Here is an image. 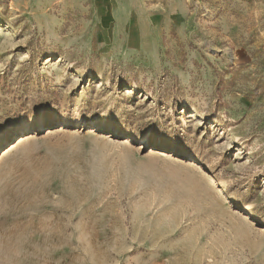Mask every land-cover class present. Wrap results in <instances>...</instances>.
<instances>
[{
    "label": "rangeland",
    "instance_id": "rangeland-1",
    "mask_svg": "<svg viewBox=\"0 0 264 264\" xmlns=\"http://www.w3.org/2000/svg\"><path fill=\"white\" fill-rule=\"evenodd\" d=\"M27 133L0 264H264V0H0V150Z\"/></svg>",
    "mask_w": 264,
    "mask_h": 264
},
{
    "label": "bare ground",
    "instance_id": "bare-ground-1",
    "mask_svg": "<svg viewBox=\"0 0 264 264\" xmlns=\"http://www.w3.org/2000/svg\"><path fill=\"white\" fill-rule=\"evenodd\" d=\"M48 129L46 135L48 134H55L56 132H59L60 130H62V128L59 129H54L51 130ZM32 139H34V135L32 133H27L25 135H21L19 137H17L15 140H13L11 143L7 144L4 148H1L0 150V162L9 154H11L14 150H16L17 148H19L20 146H22L25 142H29L32 141ZM128 140L125 139V141H123V143H127ZM155 150V151H154ZM151 152L155 153L158 152V154L162 157H167L169 155H167L168 153H166V151L164 150H156V149H151ZM192 164L195 165V161H192ZM206 178L210 179L211 176L209 173H206ZM246 217H244L245 219Z\"/></svg>",
    "mask_w": 264,
    "mask_h": 264
}]
</instances>
